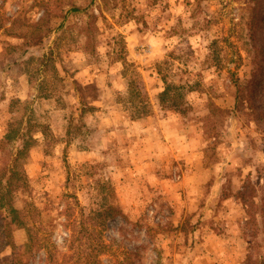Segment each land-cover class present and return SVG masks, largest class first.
<instances>
[{"label":"rangeland","instance_id":"374dc122","mask_svg":"<svg viewBox=\"0 0 264 264\" xmlns=\"http://www.w3.org/2000/svg\"><path fill=\"white\" fill-rule=\"evenodd\" d=\"M257 63L264 0H0V264L264 258Z\"/></svg>","mask_w":264,"mask_h":264},{"label":"trees","instance_id":"16d2710c","mask_svg":"<svg viewBox=\"0 0 264 264\" xmlns=\"http://www.w3.org/2000/svg\"><path fill=\"white\" fill-rule=\"evenodd\" d=\"M82 9L76 7V6H71L67 11H74V12H80ZM46 13L43 14L37 22H35L34 24H32V30L33 31H30L29 32V41H27L26 43H29L28 45H36V44H39L41 41H42V38L45 37L47 34H48V29L45 30V34H43V36L41 34H39V30L41 29L40 25H41V22L43 20V18L45 17ZM20 36L18 37H23L25 38V35L23 34H19ZM22 35V36H21ZM256 70H253V74H252V82H249L247 84V98H248V102H264V74L259 72V64L257 63L256 64ZM248 85H251L249 88H248ZM175 86H166L164 88V90L160 93L159 95V98H160V106L161 108H164V107H168L167 104L165 102H173L171 100L174 99L173 96H170L169 94V90L170 89H174ZM245 87V88H246ZM258 110L260 111V118H259V123L262 122V120H264V110L261 107L258 108ZM13 212L15 210H12ZM118 213H120V210H118L116 208V206H108V209L105 210V215L108 217H112V216H115L117 215ZM110 215V216H108ZM262 221H263V225H264V214H263V218H262ZM11 223V221H10ZM6 244H8V242H6ZM259 261H255V262H252V264H264V258H260L258 259Z\"/></svg>","mask_w":264,"mask_h":264}]
</instances>
